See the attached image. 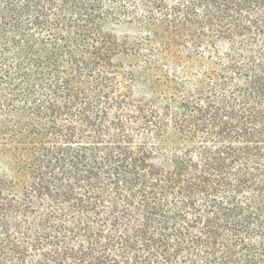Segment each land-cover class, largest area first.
I'll list each match as a JSON object with an SVG mask.
<instances>
[{
  "label": "trees",
  "instance_id": "trees-1",
  "mask_svg": "<svg viewBox=\"0 0 264 264\" xmlns=\"http://www.w3.org/2000/svg\"><path fill=\"white\" fill-rule=\"evenodd\" d=\"M0 264H264V0H0Z\"/></svg>",
  "mask_w": 264,
  "mask_h": 264
}]
</instances>
